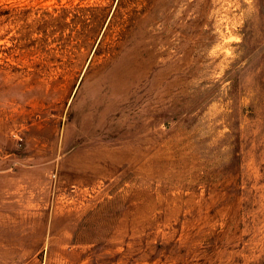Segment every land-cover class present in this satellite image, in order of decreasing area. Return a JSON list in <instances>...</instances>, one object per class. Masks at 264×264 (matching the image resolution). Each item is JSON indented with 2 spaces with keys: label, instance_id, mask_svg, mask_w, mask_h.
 Here are the masks:
<instances>
[{
  "label": "rangeland",
  "instance_id": "374dc122",
  "mask_svg": "<svg viewBox=\"0 0 264 264\" xmlns=\"http://www.w3.org/2000/svg\"><path fill=\"white\" fill-rule=\"evenodd\" d=\"M108 1L0 0V264H264V0Z\"/></svg>",
  "mask_w": 264,
  "mask_h": 264
},
{
  "label": "trees",
  "instance_id": "16d2710c",
  "mask_svg": "<svg viewBox=\"0 0 264 264\" xmlns=\"http://www.w3.org/2000/svg\"><path fill=\"white\" fill-rule=\"evenodd\" d=\"M157 0H109L106 4L95 3L92 5L64 7V19L72 16V21L64 20V28L73 26V34L79 26L77 35L74 36L75 46L79 49L97 45L96 54H100L101 48L112 55L123 43L130 33L137 28L141 19L155 7ZM73 23V25H72ZM48 21L43 23L42 29L47 28ZM29 28V27H28ZM44 30V31H45ZM42 31V30H41ZM46 34V32L44 33ZM48 35L46 34V37ZM68 36L67 39H70ZM43 37L41 40L46 41ZM20 40L26 44L32 41L31 32L27 31Z\"/></svg>",
  "mask_w": 264,
  "mask_h": 264
}]
</instances>
